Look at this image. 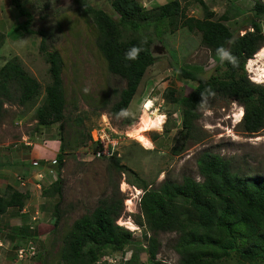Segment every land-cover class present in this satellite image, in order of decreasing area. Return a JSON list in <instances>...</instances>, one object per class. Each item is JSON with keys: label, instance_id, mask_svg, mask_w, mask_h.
Returning <instances> with one entry per match:
<instances>
[{"label": "rangeland", "instance_id": "obj_1", "mask_svg": "<svg viewBox=\"0 0 264 264\" xmlns=\"http://www.w3.org/2000/svg\"><path fill=\"white\" fill-rule=\"evenodd\" d=\"M136 1L143 10L153 11L173 0ZM177 1L182 16L197 19L203 17L199 1L214 12V20L229 9L236 17L223 23L234 35L241 36L246 31H252L250 21L254 20L264 39V14L257 16L254 11L255 2L264 5V0ZM19 2L33 18L31 29L44 32L47 35L48 49L58 52L62 58L65 118L61 127L58 123L44 129L35 127L34 112L45 106L44 89L51 82L48 65L39 52L41 38L37 34H26L20 27L25 18L16 12L10 0H0V39L3 38V45L0 46V68L7 60L17 56L24 70L40 84L39 94L25 106L9 103L3 106L0 114V146L10 149L23 140L22 135L36 141L40 146V131L51 130L64 147L61 171L63 188L61 199L54 200L59 201L57 220L56 216L53 218L54 206L51 203H47L46 209H43L50 214L46 219L37 224L35 217L29 216L26 220L31 222L30 230L38 235L30 243L34 247L35 255L19 259L18 247L28 249L30 245L27 247V242H21L17 247V243L8 241L6 233H0V264H68L62 257L67 234L76 220L94 210L98 200L110 195L111 183L117 186L123 205V212L116 224L130 233L131 243L122 252H106L99 257L96 264H149L146 251L150 247L149 237L152 234L144 223L139 207L143 191L131 172L143 179L149 188L154 189L164 180L181 183L184 177L201 183L204 178L198 172L196 161L202 153L209 152L227 160L232 173L240 179L264 177V128L253 135L243 132V108L237 101L218 96L208 99L201 106L193 135L189 137L181 128L179 104L166 100V89L173 91L180 100L189 96L195 87L194 83L178 78L179 68H185L205 78L216 66L211 52L202 45L201 34L183 27L182 16L175 18L170 25L166 21L158 29L149 27L135 32L119 24V16L111 6L112 0H88L91 7L103 11L113 19L118 26L121 41L146 39L150 42L154 63L145 70L127 108L128 114L134 120L133 124L124 125L122 119L111 116L108 110L117 101L125 83L107 71L106 63L97 47V31L91 17L80 11L75 0ZM232 8L243 10V13L238 14ZM247 61L244 65L247 79L264 86V58L259 59L255 55ZM157 116L161 123L145 134L151 143L149 149L130 134L138 127L146 125L150 118L156 119ZM93 129L95 131L92 134L105 130L118 140L114 157H95L97 148L89 138V132ZM45 145V142L41 144L42 147ZM36 159L38 158L34 157L33 160ZM118 162L131 172H117ZM38 168L36 167L35 173L22 176L23 180L30 181L23 190L29 189L34 195L28 200L31 210L36 205V200H40L43 185L54 181L53 174H49L45 163ZM134 187L140 190L139 194L132 189ZM129 201H133V205L128 206ZM44 222L50 226L43 228L46 224ZM8 229L10 228L2 230L6 232ZM21 230L23 228L19 232ZM187 232L189 230L159 233L154 242L156 253L153 261L156 264H187L189 252L186 244L196 238L193 233ZM201 232L198 230V234ZM262 233L264 225L252 237H236L237 251L227 255L216 247H206L203 251L197 245L192 252L206 264H264V256L250 260L238 253L253 247L255 238ZM209 238L222 239L215 231L209 232ZM260 250L264 254V244Z\"/></svg>", "mask_w": 264, "mask_h": 264}, {"label": "trees", "instance_id": "obj_2", "mask_svg": "<svg viewBox=\"0 0 264 264\" xmlns=\"http://www.w3.org/2000/svg\"><path fill=\"white\" fill-rule=\"evenodd\" d=\"M75 1L80 11L89 15L95 24L97 47L106 63L107 71L121 78L125 83L117 101L111 105L108 112L111 116L122 119L124 125H131L134 120L128 114L127 108L145 70L154 63L150 42L146 39L121 41L118 26L111 17L91 7L88 0ZM10 2L16 12L25 18L20 25L22 30L26 34L40 36L39 52L48 65L51 79L50 84L44 89L45 106L34 112L36 128L57 123L61 127L66 105L62 58L58 52L48 49L47 35L44 32H35L31 29L33 18L22 8L19 0H10ZM199 4L203 14L201 19L182 16L177 0L159 6L153 11L143 10L136 0L111 2L112 8L119 16V24L135 32L149 27L158 29L166 21L170 25L175 18L182 16L183 27L189 31L199 32L202 45L216 60L213 71L205 78L185 68H179L178 78L195 84L189 96L179 100L170 89L164 92L168 102L179 104L181 128L186 135L189 137L193 135L195 122L199 119V110L203 103L216 96L237 101L243 108L242 131L251 135L257 134L264 128V86L247 79L244 65L264 47L263 36L254 20L250 21L252 31H246L241 36L234 35L223 22L230 21L236 17V14H231L227 9L214 20V12L202 1H199ZM232 9L238 14L243 13V10ZM254 11L257 16L263 15L264 5L256 1ZM1 45L3 38L0 39ZM133 46L140 49L138 58L126 60L125 53ZM218 49H223L228 54L227 58L221 60ZM39 92L40 84L24 70L17 56L7 60L0 68V114L5 104L25 106ZM63 148L61 142L51 167L56 173V179L49 188L43 189H46L45 195H56L59 200L63 188L61 179L64 163ZM196 163L199 174L204 178L203 182H195L190 177H184L181 183L164 180L155 189L149 188L143 179L126 166L119 165V162L116 165L119 173H123V170L131 172L143 191L139 207L144 223L152 234L149 237L150 247L146 251L149 264H156L153 261L156 253L154 242L159 233L189 230L187 233H193L196 238L186 244L189 252L186 263L206 264L203 260L197 259L196 253L192 252L196 245L203 251L206 247H216L227 255L229 252L237 251L236 237H252L258 233V228L264 225V177L253 180L240 179L232 173L227 160L209 152L202 153ZM111 186L110 195L98 200L94 210L76 220L67 234L62 257L68 264H96L99 257L104 256L106 252H122L131 243L130 233L116 224L123 212V205L117 186L114 183H111ZM28 199L27 192L21 193L7 186L4 194L0 195V215L10 207L22 208ZM53 213L57 220L59 201L54 205ZM198 230L202 232L198 234ZM211 231L218 233L222 239L209 238ZM21 234L23 241L20 243L34 241L38 237L30 227ZM20 243L16 244L17 247ZM263 244L264 233L257 235L253 247L240 250L238 253L241 257L250 260L263 258L264 254L260 250Z\"/></svg>", "mask_w": 264, "mask_h": 264}, {"label": "crops", "instance_id": "obj_3", "mask_svg": "<svg viewBox=\"0 0 264 264\" xmlns=\"http://www.w3.org/2000/svg\"><path fill=\"white\" fill-rule=\"evenodd\" d=\"M34 122L36 127V121L34 120ZM51 126L41 128L44 129ZM50 131L51 130L49 129L40 131L39 135L41 137L39 140H41L42 142L39 144L40 146L37 145L36 141L29 138L27 139L25 135L21 136V139H23L22 141H18L16 145L12 146L10 149L4 148V146L2 145L0 146V195L4 194L5 188L7 186H11L18 192H27L29 194V199L34 197L29 189L23 190V187L29 185L30 181L28 182L26 179L23 180L24 178L22 176H27L28 174L35 173L36 167L38 168V166H43V163L48 166L47 169L49 171V174L52 173L55 180L56 173L54 172V170H52L51 167L53 166L55 156L59 151L60 141L54 136V132ZM44 142L46 145L42 147L41 144H43ZM43 151L46 153H44ZM34 157L38 159L33 160ZM38 169H40V167ZM50 184L43 185L41 197H39L40 200H36V205L32 207V210L30 209L31 204L28 203V199L22 208L10 207L2 215H0V233H6L8 241L15 244L20 243V240L22 239L21 232H23L31 224V222H26L29 216L31 218L35 217V221L37 224L40 222V220H44L46 219V216L50 215L46 212V210L43 209H46L47 203H51V205L54 206L56 203H58L54 200H59L56 195L50 196L44 194V191L50 187ZM44 188L46 189L43 190ZM48 225L49 223H46L43 228H47ZM7 227H9L10 229H8V231L6 232H3L2 229ZM20 228H23L21 232H19ZM15 230L18 231L15 232Z\"/></svg>", "mask_w": 264, "mask_h": 264}, {"label": "built area", "instance_id": "obj_4", "mask_svg": "<svg viewBox=\"0 0 264 264\" xmlns=\"http://www.w3.org/2000/svg\"><path fill=\"white\" fill-rule=\"evenodd\" d=\"M92 131H95V129L90 131V138H91V143H94V145L96 146V151L94 153L96 158H108V157H112L116 147L118 146V140L116 138H112L109 134H107L105 132V130L102 131H98V132H93V134L91 133ZM56 179V178H55ZM31 241L27 242V247L28 244L30 245L29 248H25L21 247L18 248L17 250V257L19 259H23L24 257H31L35 255L34 252V247L31 246ZM2 246V244L0 243V247Z\"/></svg>", "mask_w": 264, "mask_h": 264}, {"label": "bare ground", "instance_id": "obj_5", "mask_svg": "<svg viewBox=\"0 0 264 264\" xmlns=\"http://www.w3.org/2000/svg\"><path fill=\"white\" fill-rule=\"evenodd\" d=\"M256 58H264V47L256 54ZM263 60V59H262ZM261 82V80H260ZM256 83V82H255ZM258 84V83H257ZM147 108V107H146ZM243 114V111H241V115ZM154 115V114H153ZM156 120V121H155ZM161 123L160 118L157 116L156 119L150 118V121L144 125V126H140L137 129L134 130V133H131L130 136L135 139L136 141H138L139 143H141L142 145H144L145 147L150 149L151 143L149 142V140L146 137V133L152 131L157 125H159ZM133 190H135L138 194L140 193V190L137 188H132ZM129 205H133V201H129L128 202V206ZM131 223H129V227L131 228L132 225H130Z\"/></svg>", "mask_w": 264, "mask_h": 264}, {"label": "clouds", "instance_id": "obj_6", "mask_svg": "<svg viewBox=\"0 0 264 264\" xmlns=\"http://www.w3.org/2000/svg\"><path fill=\"white\" fill-rule=\"evenodd\" d=\"M139 52H140V49L137 48V47H135V46H133L131 49H129L128 51H126V53H125V59L126 60H135V59L138 58ZM218 54L220 55L221 60H224L228 56V54L223 49H218ZM242 116H243V114H242ZM161 131H162V129H161Z\"/></svg>", "mask_w": 264, "mask_h": 264}]
</instances>
